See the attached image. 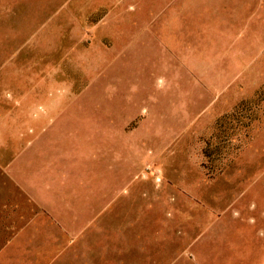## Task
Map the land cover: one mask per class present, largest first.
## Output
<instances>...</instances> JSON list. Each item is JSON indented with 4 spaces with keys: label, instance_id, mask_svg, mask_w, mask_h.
Masks as SVG:
<instances>
[{
    "label": "rangeland",
    "instance_id": "obj_1",
    "mask_svg": "<svg viewBox=\"0 0 264 264\" xmlns=\"http://www.w3.org/2000/svg\"><path fill=\"white\" fill-rule=\"evenodd\" d=\"M50 102L123 231L49 264H264V0H0L1 145ZM1 200L0 264H46Z\"/></svg>",
    "mask_w": 264,
    "mask_h": 264
},
{
    "label": "crops",
    "instance_id": "obj_2",
    "mask_svg": "<svg viewBox=\"0 0 264 264\" xmlns=\"http://www.w3.org/2000/svg\"><path fill=\"white\" fill-rule=\"evenodd\" d=\"M62 106L50 102L51 110L44 115H30L34 129L29 131L28 121V131L22 137L27 140L24 147L0 143V178L11 182L24 197L20 201L6 195L1 204L5 211L18 213L17 218L23 219L16 231L47 233V240L39 245L46 264L53 259L65 261L68 253L92 251L95 237H103V242L107 238L109 246L110 231H123L121 215L105 214L110 205L109 182L95 181L92 169L88 172L84 168V152L63 147L62 134L55 132L59 116L69 105ZM111 219L117 220L118 228H111Z\"/></svg>",
    "mask_w": 264,
    "mask_h": 264
}]
</instances>
